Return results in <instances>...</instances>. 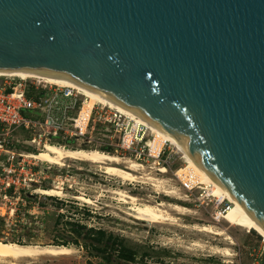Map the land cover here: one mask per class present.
<instances>
[{
    "label": "water",
    "instance_id": "water-1",
    "mask_svg": "<svg viewBox=\"0 0 264 264\" xmlns=\"http://www.w3.org/2000/svg\"><path fill=\"white\" fill-rule=\"evenodd\" d=\"M0 69L63 75L172 129L264 226V0H0Z\"/></svg>",
    "mask_w": 264,
    "mask_h": 264
},
{
    "label": "rangeland",
    "instance_id": "rangeland-1",
    "mask_svg": "<svg viewBox=\"0 0 264 264\" xmlns=\"http://www.w3.org/2000/svg\"><path fill=\"white\" fill-rule=\"evenodd\" d=\"M30 80L36 82L38 79ZM45 84L48 86L49 83ZM82 114L86 116L81 121V132L90 113L79 112L78 120ZM139 126L143 125H133L135 128ZM89 135L85 134L86 139ZM92 135L98 137L95 142L66 141L64 147L107 152L108 146L97 143L101 132L94 131ZM109 138L112 144L116 143L115 135ZM17 147L28 148L21 143ZM26 150L27 154H40L45 151V146L36 151ZM109 153L135 161L130 153L115 145ZM26 160L34 163L36 170L39 169L34 177L36 182L29 187H19L16 192L11 189L5 196L0 190V240L40 246L67 243L72 252L56 256L40 254L15 261H0V264H101L106 253L89 245H97L90 243L91 239L87 237L89 228L121 238L126 246L137 252L139 264H264V241L261 237L254 230L231 226L219 217L229 205L226 201L223 208H219L216 199L201 188L189 191L181 186L180 179L192 187L196 186V181L192 167L180 158L165 167L153 164L150 159L142 163L134 181L108 175L98 164L88 161L67 159L64 164H55L32 157H26ZM125 165L119 166L124 169ZM158 179L162 182H157ZM37 188L61 190L64 194L45 195L36 192ZM116 188L135 195L138 204L154 206L163 202L162 208L175 218L174 221L150 223L127 215L125 211L132 204L119 201L112 192ZM166 190L173 191L167 193ZM78 194L91 198L93 203L76 199L74 196ZM167 203L182 204L189 211L178 213ZM72 222L78 224L76 230L79 232L72 230ZM205 224L224 230V233L218 236L194 229V225ZM227 235L231 237V243L226 239ZM74 240L77 244L73 243ZM221 247L227 248L230 254L216 252V248Z\"/></svg>",
    "mask_w": 264,
    "mask_h": 264
},
{
    "label": "built area",
    "instance_id": "built-area-1",
    "mask_svg": "<svg viewBox=\"0 0 264 264\" xmlns=\"http://www.w3.org/2000/svg\"><path fill=\"white\" fill-rule=\"evenodd\" d=\"M85 99L78 91L65 86L50 83L47 86L40 80L33 82L30 78L0 75V190L4 196L11 189L16 192L19 187L36 182L34 177L39 169L26 160V149L36 151L47 143L65 146L66 141L95 142L98 137L92 135L94 131L101 132L97 143L112 148L115 145L141 165L151 159L153 164L165 167L177 158L182 160L168 141L159 143L150 129L133 127V120L106 104L92 106L81 132L76 120ZM114 135L116 143L112 144L109 137ZM19 143L28 148L17 147ZM179 181L186 190L196 187L182 179ZM223 202L218 203L219 208H223Z\"/></svg>",
    "mask_w": 264,
    "mask_h": 264
},
{
    "label": "bare ground",
    "instance_id": "bare-ground-1",
    "mask_svg": "<svg viewBox=\"0 0 264 264\" xmlns=\"http://www.w3.org/2000/svg\"><path fill=\"white\" fill-rule=\"evenodd\" d=\"M0 75H13L21 78H33L45 81L46 83L71 88L78 91L86 98L79 112L88 114V112L90 113V110L95 103L106 104L111 109L116 110L133 120L134 123L141 124L144 127L150 129L154 134L156 140H158L159 142L168 141L171 145L174 146L175 150L179 152L182 161L192 167L195 173L194 178L196 181V187L201 188L205 191L206 194L214 197L217 203L226 201L227 204H229L226 207L225 211L219 214V217L221 219L226 221L231 226L254 230L264 241V226L261 225L255 219V217L227 191V189L221 184L219 180H217L210 174V172L194 157L193 153L187 147L186 142H184L183 139L172 129L152 120L151 118L139 113L138 111L126 106L125 104L109 97L108 95L92 87H89L85 84H82L60 74L50 72L43 73L23 69H0ZM84 116L86 115L82 114L81 119L76 120V124L80 127V130L81 128H83V126L81 125V121ZM27 156L55 164H64L65 160L67 159L88 161L98 164L102 168V171L104 173L116 176L122 180L127 181H134L137 178V171L141 168V164H139L138 162L130 159L124 160L122 157L116 154H111L96 149L68 148L50 143L45 145V151L43 153H28ZM122 163L126 164L124 169L119 166ZM157 182L160 183L162 182V180L158 179ZM169 190H166V192L170 193L174 189L172 191ZM35 191L41 194L54 196H61L64 194L61 190H54L50 188H37ZM112 192L122 203L132 204V206L128 207L125 213L137 220L148 221L150 223H162L164 221H174L175 219L167 210L162 208L163 202H158L154 206L146 203L138 204L136 202L138 198L124 189L116 188L113 189ZM74 197L89 204L93 203V200L91 198L86 197L82 194L75 195ZM169 206L172 210L178 213H185L189 211V209L183 207L182 204H169ZM194 226V229L198 231L213 235L219 236L224 233V230L216 229L206 224ZM225 237L226 239H229V243H231V237L228 235ZM71 252L72 249L69 246H40L0 240V261H15L21 258L33 257L40 254H49L53 256L65 255L71 254ZM216 252L222 253L223 255L230 254L227 248L222 247L216 248Z\"/></svg>",
    "mask_w": 264,
    "mask_h": 264
},
{
    "label": "trees",
    "instance_id": "trees-1",
    "mask_svg": "<svg viewBox=\"0 0 264 264\" xmlns=\"http://www.w3.org/2000/svg\"><path fill=\"white\" fill-rule=\"evenodd\" d=\"M28 95H32V92H28ZM107 149V153L113 150L112 147H107ZM70 225H72L73 231L79 232L76 230L78 228V224L72 222ZM74 226H76V228H74ZM87 237L91 239L90 243H97V245H89L97 251L106 253L102 256L103 262H101V264H139L137 252L126 246L121 238L113 236L112 234L105 235L103 230H93L92 228L87 229ZM73 243L77 244V241L74 240ZM61 245L68 246L67 243H61Z\"/></svg>",
    "mask_w": 264,
    "mask_h": 264
}]
</instances>
